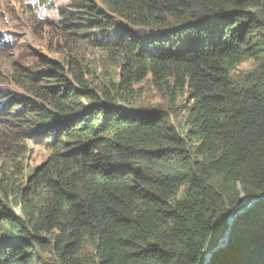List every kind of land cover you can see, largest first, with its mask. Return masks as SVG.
<instances>
[{
  "label": "trees",
  "instance_id": "1",
  "mask_svg": "<svg viewBox=\"0 0 264 264\" xmlns=\"http://www.w3.org/2000/svg\"><path fill=\"white\" fill-rule=\"evenodd\" d=\"M71 4L64 41L119 70L98 91L79 52L1 75L2 137L52 153L3 170L0 264H206L264 195V0ZM207 264H264V198Z\"/></svg>",
  "mask_w": 264,
  "mask_h": 264
},
{
  "label": "rangeland",
  "instance_id": "2",
  "mask_svg": "<svg viewBox=\"0 0 264 264\" xmlns=\"http://www.w3.org/2000/svg\"><path fill=\"white\" fill-rule=\"evenodd\" d=\"M71 2L72 0H0V77L3 74L11 75L16 66L37 71L47 68L42 65L43 61L67 63L72 55L79 52L89 70L93 90L98 91L105 81L115 79L119 68L106 51L85 46L74 47L68 45L62 38L58 28L64 26L60 20L61 8L70 7ZM48 21L53 22L52 27L47 24ZM252 65L253 62H245L240 69L249 70ZM64 70L67 71V67ZM140 85L143 87L144 105L149 107L169 105V101L160 96L150 80L146 79L136 86ZM0 88L17 91L14 85L1 81ZM186 97L187 95L182 99L183 105L186 104ZM181 110H184L183 106L180 107ZM2 131L0 127V181L4 185L7 182L3 176L4 169L12 167L16 170L24 166V173H27L43 165L52 153L47 147L31 144L26 139L16 141L2 137ZM21 145L26 146V152L20 150ZM13 164L17 167H13ZM19 177L16 180L17 185L22 179ZM3 197L4 193L0 189V201L7 202ZM52 258L53 255L50 254L48 259ZM33 264L42 263L34 261Z\"/></svg>",
  "mask_w": 264,
  "mask_h": 264
},
{
  "label": "water",
  "instance_id": "3",
  "mask_svg": "<svg viewBox=\"0 0 264 264\" xmlns=\"http://www.w3.org/2000/svg\"><path fill=\"white\" fill-rule=\"evenodd\" d=\"M264 195L259 197V198H253L244 208L239 209L237 212H235L234 214H232L229 218V228L225 231V233L220 237L217 245L210 250L207 255H206V264L210 262L213 254L217 253L218 251H220L221 249H223L229 239V235L231 232V227L234 223V221L236 220V218L241 214L244 213L249 207H251L255 201L259 200V199H263ZM245 202V201H244Z\"/></svg>",
  "mask_w": 264,
  "mask_h": 264
}]
</instances>
